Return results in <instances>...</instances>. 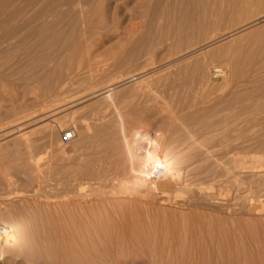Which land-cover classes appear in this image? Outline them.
<instances>
[{
	"label": "rangeland",
	"instance_id": "obj_1",
	"mask_svg": "<svg viewBox=\"0 0 264 264\" xmlns=\"http://www.w3.org/2000/svg\"><path fill=\"white\" fill-rule=\"evenodd\" d=\"M69 130L73 139L63 141ZM190 130L200 138L196 147L184 149V160L193 161L194 173L214 175L215 181L205 184H213L227 203L165 207L167 217L154 205L150 221H170L173 210L201 212L228 226L230 242L245 246L250 264L263 263L264 206L253 213L246 204L252 200V206L262 208L264 178L239 174L229 180L224 171L231 169L225 168L231 167L229 153L241 150L246 157L258 153L264 159V0H0V222L8 230L15 222L12 214L28 206L33 219L41 216L34 220L37 239L28 236L16 252L7 244L0 264H72L67 245L60 243L61 252L54 248L42 226L44 216L63 220L72 207L60 211L59 199L53 197V203L49 197L57 193L62 201L67 191H108L113 181L104 184L103 177L121 172L132 157L148 179H155L165 173L163 165L156 173L150 170L157 144L178 146ZM200 146L214 158L197 161ZM194 173L193 179L199 175ZM97 175H103L102 182ZM220 179L231 192L217 185ZM95 205L97 210L90 208L102 217L111 206ZM163 236L151 237L148 241L155 243L145 251L162 247L165 254L151 257L135 250L131 255L126 240L127 253L114 260L176 264L188 252L184 240L175 247L163 243ZM96 239L92 249L101 243ZM109 259L89 264L114 261Z\"/></svg>",
	"mask_w": 264,
	"mask_h": 264
},
{
	"label": "bare ground",
	"instance_id": "obj_2",
	"mask_svg": "<svg viewBox=\"0 0 264 264\" xmlns=\"http://www.w3.org/2000/svg\"><path fill=\"white\" fill-rule=\"evenodd\" d=\"M112 87H111V89H112ZM107 93H108V90H107ZM101 94L103 95V93H101ZM106 96H108V95L106 94ZM78 97H79V95H78ZM78 97H76V98H78ZM74 100L72 99V101H74ZM79 100H80V98H79ZM65 103H67V102H65ZM52 107H51V109H52ZM47 114H50V112ZM185 136H186V138L184 139L183 137H185ZM183 137L182 138L185 141H182L181 144L178 143L179 145L173 146V148L171 146L170 147L165 146L167 144L166 141H165V143H166L165 145L162 142H159L157 144V151H155V153L153 155V156H155L156 159L153 161L152 167L150 168V170H154L152 173H156L159 169L158 166L163 165L165 167V173L163 174L161 172L160 173L161 176L157 175L155 179H148L146 177L144 171H143V168L141 167V165L138 164L137 159L132 157L131 161H129V164H127V167L122 166V168H121L120 165H116V166H118L119 170H120V168L122 169L121 172H117V171L114 172L112 170L113 173H109V175L112 174L111 177H107V175L103 177V175H101L104 178V180H103L104 184H106L105 179L106 180L110 179L111 181H113L112 184L114 186H113V188H111L108 191H103V190H99V189H92L91 191H88L90 193H85V192H78L77 193L76 191H75V193L73 191L70 193L69 191H67L70 195H66L67 199H62V201L60 200L61 197L60 198L57 197V195H58L57 193H55L56 195L54 194L55 196L53 195L51 198L49 197V199H51V201H52L53 197H54L53 201L54 200L57 201L59 199V201L61 202V203L59 202V204L61 205V209L63 207L64 209L69 210L70 207H72V209H70L68 211V214L65 215L66 217L64 216V219L62 217L63 220H61L60 218H59L60 220H57L54 217L51 218L50 215L48 217L44 216L42 218L44 221H47V222H45L46 224L42 223V226L45 228L43 231H45L46 235L50 239H52L54 246H55L54 248H56V249L61 248L60 243L64 242L67 245L66 250L68 251L69 258H70V261L72 264H89L90 261L97 260V259L107 260V259H109L108 257H110L111 260L116 259V261H117L118 258L122 257V255L125 254V252H126L125 249H127V246L125 247V245H124L125 243L123 244L124 246L122 245V243L125 242L126 240H127L128 244H131V247L130 246L128 247V249H131V250H129L130 251L129 254H131V255H136L137 253H139L141 255L146 254L149 256L157 255L158 253H160L163 250L162 249L160 251V249L162 247L159 248V250H158L157 248H154V246H153L155 251L157 252V250H158V252L156 253L154 251L156 254L155 253L151 254V252H153V251L148 253V252H146L147 248L149 247L148 249L151 250L150 244H151V242H154V241L150 242L148 240L151 239V237H154V240H155L158 236L162 237L164 235L163 238L164 237L165 238L162 239V241H164L163 243H165L167 241V243L169 245H171V244L174 245V243L176 245L178 243H182L181 240L182 241L184 240L183 244L185 243L186 246H184L185 248H183V249L187 250L188 252L185 254L186 251L184 250L185 252L182 254V252H183V250H182V251H179L183 255L182 258H181V256L180 257H178L177 255L176 256L178 257V259L180 258V260L181 259L185 260L187 256L185 257L184 254L185 255L188 254L189 255L188 258L190 259V261H189L190 264H250L251 257L245 256V246H244V249H242L240 245H237V244L235 246L232 245L233 242L230 240L232 235L229 232L228 226L226 227V225L224 226V225L220 224V222H219V224H217L216 222L214 223L209 218L207 219L206 218L207 216L205 214L204 215L200 214L201 212L198 213V212H195L194 210L193 211L189 210V211H186L187 213H185V212L183 213L184 210L183 211L180 210L182 212L181 213L178 210H177V212L173 210V211H169L170 216L172 218V219H170V221H168V219H167V221L166 220L165 221H161V220L158 221V219H156V217H155V221L153 224H152L153 220L150 221V219H151L150 218V212L152 210L151 208L154 205H156V206H154V208L155 207L157 208L158 206L164 208L162 210H164L163 213H164V215L166 214L165 216L167 217V212H168L167 210L168 209H166L165 207L169 208L171 206H176L179 208H181V207L190 208L192 206L193 207H197V206L199 207L202 204H207L209 207L210 205L215 204V203H219L222 205L227 203L226 202L227 199L223 198L222 196L217 197V195H221V193H219L217 191H213V189H214L213 184H210V185L205 184L206 182L208 183V181L211 183H213L215 181V176L210 174V172L205 173V172H201L199 170L201 172L200 173L198 171V169L196 168L198 172L195 171V173H199V175H197L196 177L194 176L195 179H193V173L194 172L192 169V164L190 162L192 161L191 158L195 155V153H193L194 154L193 156L191 155L192 156L191 158L188 155H186V158L188 156V158H189L188 160H191L189 162H187V159L184 160L183 154H184V149H186L187 146H190L191 144H193L195 146V144H197V141L200 137L199 138H196L195 136L193 137L191 135V130H190V132L189 131L186 132V134L183 135ZM172 143H173V141H172ZM168 144H169V141H168ZM201 148L202 149H200V151L198 153L199 159L196 158L197 161L198 160L200 161V158L203 161L207 160V159H211V158L213 159L214 158L213 157L214 153H212L211 150H209V148H207V147L203 148V146ZM261 148H262V146H261ZM195 149H198V148H195ZM255 153H257V152H255ZM257 154L250 156V157H248V156L246 157L245 153L243 151L241 152V150H240V152H234L231 154L229 153L228 157L231 161V167L228 166L225 168H231V169H225V171H224V173L226 174L225 176H227L229 178V180L233 177H236V175H239V174H243V176H244V174H246V175L248 174L249 176H252V178H253V176L264 178V159L262 157L263 155L260 156V154L259 155H257ZM150 157H152V155H150ZM196 157H197V155H196ZM245 158L247 159L246 160L247 162L245 161ZM193 160H194V158H193ZM244 163H252V164H254V166L240 167V165L243 166L242 164H244ZM195 164H197V162H195ZM116 166H114V167L116 168ZM193 166H195V165H193ZM209 168H207V169H209ZM219 168H220V166H219ZM191 169H192L193 173L190 172ZM246 169H249V170L247 171ZM104 173L105 172H103V174ZM106 173H108V172H106ZM221 175H223V174H221ZM97 176H99V175H97ZM97 176L92 177V179L93 178L95 179ZM101 176H99L100 178L97 177L98 179H96V180H99L98 182H102V181H100L102 178ZM229 176L230 177L232 176V177L230 178ZM199 177H200V179H197ZM194 180H196V181H194ZM227 180H225V181H227ZM236 180H238V178ZM93 181L95 182V180H93ZM217 181H218V183H217L218 186H222V189L224 187L225 190H229L231 192L232 189L229 188L226 185V183L224 184L222 182V179L217 180ZM223 181H224V179H223ZM73 182H75V181H73ZM73 182L70 181V183H73ZM98 182L95 183L98 186L103 184V183L98 184ZM107 183H108V181H107ZM260 183H262V182H260ZM60 184L63 185V184H65V182L64 183L61 182ZM65 185L67 186L68 183ZM70 185H72V184H70ZM78 185L77 186L73 185V187H75V189H76V187H78ZM80 185H83V184H80ZM79 187H81V186H79ZM84 187H82V188L84 189ZM236 187L237 186H235V188ZM69 188L70 187H68V189ZM64 191H66V190H64ZM81 191H83V190H81ZM183 193L187 194V196L186 197L182 196L181 194H183ZM39 194H41V193H39ZM42 196H44V195H42ZM45 197H48V196H45ZM6 198L3 199V201L7 200ZM64 198H66V197H64ZM116 198H121L124 200L122 202V204H120V206H118V207H116V205L114 207V205L111 204V203H113L112 201L115 200ZM37 199H39V197H37ZM40 200H44V199H40ZM46 201H47V199H46ZM251 201L252 200H250L246 204V210H249L250 212L254 213V212H259L263 209V206H264L263 201H261L262 208H257L254 205L252 206L250 204ZM49 202H50V200H49ZM89 203H94L93 204L94 207H96L95 204L102 205V206H99V208L101 207V209L104 208V206H107L105 204L110 203L111 206L107 210L104 209L105 214L103 213L104 216L102 217V216L96 215V212H97L96 210L98 208L97 207L93 208L92 207L93 205L91 206V204L89 206ZM50 204H52V203H50ZM59 204H57V202H56V205L55 204H52V205L57 206ZM44 206L47 207V204ZM28 207H29L28 209H25L26 207L25 208L19 207L20 209H18L17 211H15L12 214L13 215L12 217L14 218L15 222L13 221L14 222L13 225L9 226L8 230H6V227L8 225L5 226L4 225L5 223L1 224V222H0V253L4 250V248L7 244L9 246H11V247L8 246L9 249L11 248L10 251L16 252L19 250V247L22 246V243L25 242V240L28 236H29V239L33 238V240H34V238L38 237V234H39V231L37 230L38 227L36 226L37 224L35 225L34 223L41 220V216L38 215L39 217H37V215H36L37 218L33 219V218H35V215L32 216L33 217L32 218L31 217L32 214H28V212H29L28 210L31 209L30 206H28ZM90 207L93 209H96V210H94L96 212H94L93 209H91ZM212 207H213V205H212ZM55 208H57V207H55ZM61 209H59V210L63 211V209L62 210ZM159 209H158V211H160ZM155 210H157V209H155ZM158 211H157V213H158ZM65 212H66V210H65ZM148 214H149V216H148ZM159 215H160V213H159ZM9 217H11V216H9ZM166 217H165V219H166ZM188 219L190 220V223H185L184 221H186ZM178 220H180V223L178 222ZM112 235L114 237H112ZM96 238H100L101 243L98 244L97 247L92 249L90 247V245L95 243V241L97 240ZM122 239H125V240H122ZM45 240H46V238H45ZM36 242H37V240H36ZM156 243H157V240H156ZM183 244H182V246H183ZM30 245H29V247H30ZM152 245H154V244H152ZM178 245H180V244H178ZM174 246H172L171 249H174L173 248ZM155 247H156V244H155ZM159 247H160V245H159ZM37 249H38V247H37ZM166 249H168V247ZM135 250L137 251V253ZM27 251H28V249H27ZM60 252H59V254H60ZM20 253L23 254V251ZM162 253H164V252L162 251ZM59 254L57 257L59 260L57 262H60V258H63V257H61L62 255H59ZM175 254H176V252H175ZM161 255H163V254H160V257H161ZM172 255H170V256H172ZM174 256L175 255H173V257ZM257 256H259V255H257ZM260 256H262V254ZM157 257H159V256H157ZM153 258H154V256H153ZM259 258H262V257H259ZM175 259H176V257H175ZM178 259L175 260V261H177V263L175 262L176 264H178ZM254 259H256V258H254ZM180 260H179V264H180V262H182V260L181 261ZM184 260H183L184 263H185V261H188L187 259L185 261ZM259 260H262V259H259ZM114 261H112V263L109 261L107 264L116 263V261L115 262ZM252 261H254V260H252ZM104 262H107V261H104ZM183 262L181 264H184ZM186 263L189 264L188 262H186ZM171 264H172V262H171ZM261 264H264V261Z\"/></svg>",
	"mask_w": 264,
	"mask_h": 264
},
{
	"label": "built area",
	"instance_id": "obj_3",
	"mask_svg": "<svg viewBox=\"0 0 264 264\" xmlns=\"http://www.w3.org/2000/svg\"><path fill=\"white\" fill-rule=\"evenodd\" d=\"M73 137H74L73 130H69V131L63 133L62 140L67 142V141L72 140Z\"/></svg>",
	"mask_w": 264,
	"mask_h": 264
},
{
	"label": "snow or ice",
	"instance_id": "obj_4",
	"mask_svg": "<svg viewBox=\"0 0 264 264\" xmlns=\"http://www.w3.org/2000/svg\"><path fill=\"white\" fill-rule=\"evenodd\" d=\"M159 167V166H158Z\"/></svg>",
	"mask_w": 264,
	"mask_h": 264
}]
</instances>
